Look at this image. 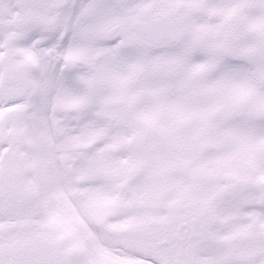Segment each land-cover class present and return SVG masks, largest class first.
<instances>
[{"label":"snow or ice","instance_id":"snow-or-ice-1","mask_svg":"<svg viewBox=\"0 0 264 264\" xmlns=\"http://www.w3.org/2000/svg\"><path fill=\"white\" fill-rule=\"evenodd\" d=\"M0 264H264V0H0Z\"/></svg>","mask_w":264,"mask_h":264}]
</instances>
